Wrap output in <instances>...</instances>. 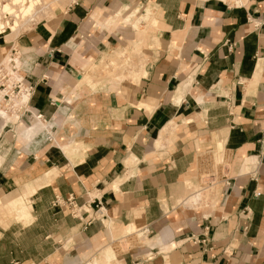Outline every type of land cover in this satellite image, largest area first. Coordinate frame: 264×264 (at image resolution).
<instances>
[{
	"label": "crops",
	"instance_id": "0c3cea01",
	"mask_svg": "<svg viewBox=\"0 0 264 264\" xmlns=\"http://www.w3.org/2000/svg\"><path fill=\"white\" fill-rule=\"evenodd\" d=\"M8 37L32 93L0 116V198L30 223L0 264H264V0H77ZM123 50L142 67L92 73ZM218 147L233 175L195 207Z\"/></svg>",
	"mask_w": 264,
	"mask_h": 264
},
{
	"label": "rangeland",
	"instance_id": "374dc122",
	"mask_svg": "<svg viewBox=\"0 0 264 264\" xmlns=\"http://www.w3.org/2000/svg\"><path fill=\"white\" fill-rule=\"evenodd\" d=\"M11 1L16 2V6L14 5L12 8L13 13L7 15L1 10V7L10 4ZM77 0L74 1V3ZM66 3V2H65ZM65 3L60 5V2L57 4H53L50 7H36L35 10L32 11L28 16L22 18L23 16L20 13L16 12L17 8L23 7L24 3L21 1L16 0H0V19L7 22L9 24L14 23L15 19H18V22L13 26H10V31L7 29L4 35H8L9 39H15L21 34L28 32L29 30L50 22L53 19H56L60 15L64 14L74 3L69 4L68 7H65ZM13 5V4H12ZM65 9V10H64ZM15 12V13H14ZM26 21V23H25ZM28 21V22H27ZM146 21V19H144ZM24 24V25H22ZM0 35V36H2ZM8 40V41H9ZM130 52L123 50L119 52L115 58V60H108L109 63H102L98 67H94L92 73L97 76V78L106 79L108 83L113 82L117 76H121L122 73H131V71H136L139 67H142V64H136L134 61L136 58L134 55H129ZM20 54L17 51L9 54L6 56L2 64L0 65V69L4 71L6 74L5 76L9 77L10 82L7 84V90H14L15 94L10 97H4L5 93H1L0 90V116L7 117L11 115V118H17L23 111H25L22 106V100L20 103L21 94L24 91V87H22L21 92L19 94L18 88L13 87V81L11 80H19V71L21 68V64L19 62ZM140 61V60H139ZM118 73L120 75H118ZM9 74H12L11 76ZM16 78V79H14ZM124 79V78H123ZM118 80H122L121 77ZM9 88V89H8ZM25 96H23V100ZM20 112V113H19ZM1 156V154H0ZM2 157H0L1 159ZM233 161L231 156L225 152L221 147H218L217 151L209 152L201 156L198 159V166H199V174L197 176V183L193 187V185L189 184L191 187L188 188L186 192V201L188 198L192 197L191 204H195L196 206L206 207L211 206L214 204L216 199V193L218 191V186L223 183V181L233 175ZM4 198L2 200L0 198V230L7 229L11 224H15L21 220H25L24 224H29L30 221L25 219L24 217L19 218L16 213L19 211V205L15 207L14 203L15 200L12 202L11 205H8V198L9 196H1ZM21 205V203H19ZM24 205H27L26 199L23 202ZM188 208L192 205H186ZM116 247L120 248L121 251H125L127 248L130 247V243L123 241L119 243ZM92 264H99L97 261H94Z\"/></svg>",
	"mask_w": 264,
	"mask_h": 264
},
{
	"label": "bare ground",
	"instance_id": "6f19581e",
	"mask_svg": "<svg viewBox=\"0 0 264 264\" xmlns=\"http://www.w3.org/2000/svg\"><path fill=\"white\" fill-rule=\"evenodd\" d=\"M16 1L17 2L21 1L22 3H24L23 7H20V8L16 9V12L18 13V11L20 10L21 15L23 16L22 18H25L30 13H32V11L36 9V7H41V8L50 7L51 5H53V4L55 5V4L59 3V2H60V5L66 2L65 3L66 5H64V6L68 7L69 4L74 3L75 0H16ZM15 4H16V2L11 1L10 4H7L6 6H3V7L0 6V7H1V10L4 13H7V15H10V14L13 13V9L14 8H12V7ZM17 22H18V19H15L14 23H12V24L10 23L9 24V21L5 22L2 19H0V35L5 34V31L7 29L10 31V26L14 27V24H16ZM25 23H26V21H25ZM22 25H24V24H22ZM133 53H135V52H133ZM23 96H25L26 98H29V95H27L25 93H22L19 100H23ZM24 103L25 102L23 101V104Z\"/></svg>",
	"mask_w": 264,
	"mask_h": 264
},
{
	"label": "built area",
	"instance_id": "2783aa9c",
	"mask_svg": "<svg viewBox=\"0 0 264 264\" xmlns=\"http://www.w3.org/2000/svg\"><path fill=\"white\" fill-rule=\"evenodd\" d=\"M5 75L6 74L4 73V71L0 69V90H1V93H5L4 97L8 96V98L10 99V97L13 96L15 94V92H14V90H7L6 91L7 84L10 82V80H9V77H7ZM9 75L11 76L12 74H9ZM14 79H16V78H14ZM11 81H13L12 82L13 87L18 88L19 94H20V92L22 90L21 88L24 87L23 80H20V79L17 80L16 79V80H11ZM23 93L29 95V97H30L31 93H32V88H25L24 87ZM58 205H60V203H59L58 199H56L55 202L53 203V206L56 207Z\"/></svg>",
	"mask_w": 264,
	"mask_h": 264
}]
</instances>
